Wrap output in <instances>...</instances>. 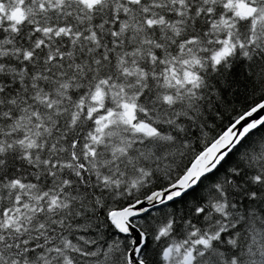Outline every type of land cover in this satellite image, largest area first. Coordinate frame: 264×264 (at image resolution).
<instances>
[{
    "label": "snow or ice",
    "instance_id": "1",
    "mask_svg": "<svg viewBox=\"0 0 264 264\" xmlns=\"http://www.w3.org/2000/svg\"><path fill=\"white\" fill-rule=\"evenodd\" d=\"M0 264H264V0H0Z\"/></svg>",
    "mask_w": 264,
    "mask_h": 264
}]
</instances>
